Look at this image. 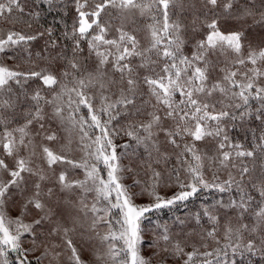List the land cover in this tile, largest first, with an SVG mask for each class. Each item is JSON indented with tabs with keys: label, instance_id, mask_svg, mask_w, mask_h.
<instances>
[{
	"label": "snow or ice",
	"instance_id": "6c2138e0",
	"mask_svg": "<svg viewBox=\"0 0 264 264\" xmlns=\"http://www.w3.org/2000/svg\"><path fill=\"white\" fill-rule=\"evenodd\" d=\"M57 2L64 0H43L49 8ZM72 2L75 17L63 33L70 50L52 27L0 36V54L18 48L28 64L0 63V264H33L31 257L36 264H43L41 257L49 264H153L155 257L157 264H195L197 258L213 264V256L215 264H228L221 259L228 248L264 258V163L259 174L248 164L264 159V46L245 44L247 27L264 26V0L259 10L257 0ZM177 9L189 13V23L172 18ZM14 11L25 12L20 0H0V19L11 20ZM28 15L39 20L35 0ZM227 19L240 27L223 31L220 22ZM40 40L41 50L33 52L32 42ZM249 119L259 126L250 129L254 142L245 148L229 129L237 121L243 129ZM118 137L127 142L116 143ZM206 141L215 142L211 154L200 147ZM139 147L147 178L126 185L125 173L140 175L132 167ZM225 170L228 178L221 180ZM173 188L178 191L168 195ZM201 189H235L238 199L217 201L214 208L226 210L223 222L205 208L212 224L205 232L185 231L178 219L185 237H200L191 251L168 225H156L152 254L145 256L148 214ZM16 193L20 210L12 216L8 203ZM137 197L147 201L138 204ZM33 211L36 217L26 222ZM195 219L199 225L200 214ZM208 240L217 245L212 251Z\"/></svg>",
	"mask_w": 264,
	"mask_h": 264
},
{
	"label": "trees",
	"instance_id": "16d2710c",
	"mask_svg": "<svg viewBox=\"0 0 264 264\" xmlns=\"http://www.w3.org/2000/svg\"><path fill=\"white\" fill-rule=\"evenodd\" d=\"M197 0H188V3H196ZM21 6L24 7L25 12L19 13L14 11L12 14V18L9 21H4L3 19H0V36L6 35V33L9 30H15V31H22L27 34H31L36 32L37 30L43 31L46 28L52 27L54 28V36L59 39V42L62 45H65L66 47L71 48V41H66L63 38V33L65 30L70 31L71 26L73 23V19L75 17V5L72 2V0H64L63 4H60L57 2L52 8H49V6L46 3H43V0H35V8L36 10L40 11V17L39 20H33V18L28 15L29 9L33 7V0H20ZM261 7L259 0H257V9L259 10ZM177 16H183L184 23L187 24L190 22L191 16L188 12L180 13V11L177 9L175 12V15H173V19L177 18ZM105 20L108 19V17H104ZM28 23L32 24V27H28ZM113 23H116L115 20ZM245 24H250L251 21L247 22H241ZM220 27L223 31L228 32L231 30H234L236 28L240 27V24L237 23L234 20L227 19V20H221ZM137 34L141 37H143V33L139 30L137 31ZM115 33H110V36H114ZM245 44L251 43L253 47H261L264 46V26L256 25L254 27H247L245 31ZM191 40V36H190ZM44 41H35L31 44V50L33 52H39L43 46ZM86 50V45H85ZM184 51L186 53H191L192 51V45L191 42L185 47ZM23 54L18 48H9L6 53L0 54V63L7 64L8 66H13L17 64H23L24 67H28V64L26 61L20 60L19 57ZM218 73L213 74V78H216ZM31 87H34L35 84H30ZM86 111V109H84ZM123 120V118H121ZM19 123V120L17 121ZM114 124H118L119 122H113ZM240 122H236V127L229 129V135L231 138L237 142H240L244 145L245 148H250L253 144V135L250 129L258 128L259 122L258 121H252L249 119L247 122H245L243 129L240 128ZM63 135V133H62ZM127 142L126 137H118L116 139V143L123 144ZM214 141H206V142H200V147L203 150H208L211 152ZM118 151H122V149H118ZM137 156L132 158L133 163L132 167L137 169L138 172H140V175H135L134 173H125L124 181L126 182V185H132L134 179H139L141 181L145 180L147 177L143 174V170L139 169V159L142 155H146L144 153L143 147H139L136 149ZM82 153L79 151H76L73 153L74 158L79 159ZM175 161V157L173 156L172 162ZM129 159H123L122 163L124 165L129 164ZM8 163L11 165L12 161L9 158ZM264 163V159L257 158L255 161V165H253V162L251 160L248 161V164L250 167L255 166L256 168V174H259L260 171V164ZM172 166V163L169 164V167ZM102 167V166H101ZM77 175H80L79 178H82L81 175L83 172L81 170H75ZM235 172V170H233ZM211 176V173H209V177ZM228 176V173L225 171H222L220 173L221 180ZM133 191H139V188H133ZM139 198V197H138ZM144 198V197H142ZM229 199H238V193L235 189H233L231 192H225L220 193L216 191L215 189H201L199 192H197L194 196L190 197L186 201H178L174 206L169 208H164L158 211H155L153 213L148 214V219L143 222V227L145 229V246H144V254L145 256H150L152 254L153 249L148 247L149 243L154 238V232L157 230L156 225H168L174 234L175 239H180L181 241L187 240L189 247L188 251H191V245L195 244L197 247L200 245V237L196 235L185 237L182 232H180L181 226L177 223L179 220H184L186 224L183 226L185 231H191L195 229L196 232H205L206 230H210L212 228L211 222L208 221V218L206 216H203V210L205 208H208L210 211H215L217 214L220 215L221 221L224 220V212L225 209H216L214 206L217 204V201H224L225 203ZM15 200L16 203L13 204L12 201ZM20 200L21 197L18 193L14 194L12 199L9 200L8 208H11L12 213L19 212L20 210ZM229 215L231 216L234 212V210H228ZM200 214V224L198 225L196 223V215ZM35 211H33L31 216H27L28 221H31L33 218L36 217ZM245 223H251V217H245L244 220ZM41 231L45 232L47 231V226H45L44 229ZM179 233V235H176ZM220 235L222 236V230ZM43 238V237H41ZM53 242L60 244L61 241L58 237H52L50 238ZM78 242V241H77ZM209 245L207 248L208 251H212L214 248L217 247L214 241L208 240L206 241ZM29 243V242H28ZM226 243L221 239V245ZM30 246V243L29 245ZM201 252L205 251L204 248L200 249ZM65 254H67L65 252ZM37 256L40 255L39 252L36 253ZM17 254L11 253L10 259L15 261ZM33 264H36L35 258L31 257ZM43 264H49V259L41 257ZM208 259L213 260V264H215V256L209 257ZM222 260H227L228 264H264V258L257 253L255 255H252L248 253L247 251L243 250L242 248L240 250H237L235 254H233L232 249H227V256H224L221 254ZM62 260L66 261V259ZM160 260V257H155L153 259V264H157V262ZM168 264H179L178 261L169 260ZM195 264H201V258H197Z\"/></svg>",
	"mask_w": 264,
	"mask_h": 264
},
{
	"label": "rangeland",
	"instance_id": "374dc122",
	"mask_svg": "<svg viewBox=\"0 0 264 264\" xmlns=\"http://www.w3.org/2000/svg\"><path fill=\"white\" fill-rule=\"evenodd\" d=\"M210 154H211V152H210ZM226 172H227V170H226ZM227 173H228V172H227ZM79 176H80V175H76V178H79ZM81 177H83V174L81 175ZM5 178H7L6 174H5ZM227 178H228V176L225 177V178H223L222 180L227 179ZM123 183L126 184V182H125L124 180H123ZM173 191H178V189H176V188L169 189V190H167V194H168V195H171ZM146 201H147V198H146V197H144V198H142V197H139V198H138V197H137V198H136V203H138V204H143V203H145ZM8 210H9V212H10V214H11L12 216H16V215L19 214V212L12 213L11 208H8ZM25 220H26V222H29L27 217L25 218ZM28 245H29V243L26 242L25 247H29ZM144 252H145V251H143V254H144ZM144 255H145V254H144ZM86 258H87V255H86ZM63 259H67V254H65V256L63 257Z\"/></svg>",
	"mask_w": 264,
	"mask_h": 264
}]
</instances>
